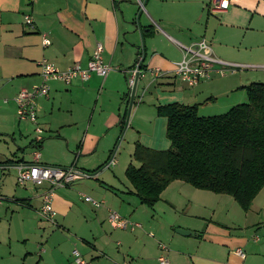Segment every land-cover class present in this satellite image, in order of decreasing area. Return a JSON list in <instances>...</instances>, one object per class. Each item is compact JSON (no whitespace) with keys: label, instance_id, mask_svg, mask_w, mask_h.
Here are the masks:
<instances>
[{"label":"crops","instance_id":"obj_1","mask_svg":"<svg viewBox=\"0 0 264 264\" xmlns=\"http://www.w3.org/2000/svg\"><path fill=\"white\" fill-rule=\"evenodd\" d=\"M140 1L141 4L139 0H36L28 4L25 0H0V133L11 134L13 140L18 131L20 135L31 134L34 125L18 120L14 97L21 88L42 82L41 60L62 70L75 63L86 66L98 43L104 46L103 61L115 69L105 78L92 74L85 82L76 79L66 85L51 81L49 95L38 99V119L44 130L40 159L43 164L75 165L89 172L80 163L84 156L95 155L97 149L108 150L105 164L109 163L111 149L120 139L118 145L122 149L132 143L128 158L122 163L125 175L128 164L138 165L132 158L135 142L155 150L170 147L167 118L158 114V106L174 102L197 104L201 115L219 114L215 112H226L247 100L244 86L264 82V0H230L229 7L217 13L208 10L209 0H146L145 5ZM140 5L146 13L141 10L138 25ZM25 14L32 16L33 29L24 23ZM150 29L152 33L145 34ZM44 36L50 44L44 45ZM201 38L211 44L221 61L259 67L239 68V72L227 70L223 74L215 71L211 79L189 87L174 77L176 64L183 56L178 44L187 45ZM143 54L145 77L149 79L144 80L142 88H148V94L143 95L144 99L142 96L143 102L132 106L131 123L128 120L126 124L125 118L122 124V117H127L130 92L127 70ZM221 66L217 64L216 69ZM154 68L165 74L154 79L150 72ZM21 126L26 133H22ZM85 127L74 141L72 134ZM18 148L17 152L11 151V156L0 154V168L3 166L6 171L12 166L16 170L17 163L32 161L25 157V148ZM115 171L113 178L104 176L101 180L95 172L90 178L100 184L95 181L93 187L82 188L83 191L81 186L58 188L53 198L56 225L11 222L5 230L0 227V264H72L75 243L83 245V255L80 254L90 264H159L162 254L169 264H264V240L257 234L264 230V187L251 208L244 211L246 217L253 215V223L234 221L228 225V218H233L227 206L231 203L229 196L197 189L181 180L171 182L154 206L145 205L153 212L144 225L140 223L142 227L118 229L121 233L117 234V244L121 248L110 259L102 258L99 255L106 249L97 240L107 236L102 227L108 221L109 210L130 220L139 219V198ZM43 190L37 187L22 195L6 193L1 188L0 195L38 210ZM80 193L103 200L104 206L93 207ZM79 197L91 210L78 201ZM8 210L9 206L0 209V219ZM11 211L12 219L15 209ZM94 212L95 216L87 218L88 213ZM71 216L83 217L89 223L87 234L91 239L86 238L85 226L77 228ZM178 229L193 234H180ZM41 242L45 243L43 249L38 244ZM160 243L168 250H161ZM238 247L244 252L243 258L234 252Z\"/></svg>","mask_w":264,"mask_h":264},{"label":"trees","instance_id":"obj_2","mask_svg":"<svg viewBox=\"0 0 264 264\" xmlns=\"http://www.w3.org/2000/svg\"><path fill=\"white\" fill-rule=\"evenodd\" d=\"M243 88L247 100L216 115L199 114L197 104L158 106L167 118L170 147L155 150L135 142L132 158L138 165L131 162L125 170L142 204L154 206L171 182L181 180L230 195L243 211L251 208L264 187V82Z\"/></svg>","mask_w":264,"mask_h":264},{"label":"built area","instance_id":"obj_3","mask_svg":"<svg viewBox=\"0 0 264 264\" xmlns=\"http://www.w3.org/2000/svg\"><path fill=\"white\" fill-rule=\"evenodd\" d=\"M36 0H25V2L32 3ZM140 4L141 1L139 0ZM230 5V0H209L208 10L212 13H217L226 10ZM24 23L30 28H34L35 22L30 14L24 15ZM44 45L50 44V40L47 36L43 38ZM183 52L182 59L176 64L174 69V77L181 83L195 87L203 81L211 79L212 74L215 71L224 73L227 70L236 71L238 68H257L259 66H239L231 63H226L218 59L214 53L211 44L205 39L201 38L190 42L187 45L178 44ZM104 46L98 43L88 60L86 66H81L79 63H75L65 70L59 69L53 63L46 59L40 61V75L42 82L35 84L31 87H23L15 95L14 101L16 103V114L19 121L30 122L34 125L35 135L33 137L32 144L35 147L33 152V158L30 163H17L15 165L17 171V184L25 186L27 183H33L35 185L45 184V188L41 194V205L38 210L43 220L56 225V211L53 207V198L55 190L58 188L66 187L67 185L86 178L94 176L91 172L85 171L76 167L75 165L60 167L43 164L41 159V145L43 143V128L39 124L38 119V99L41 97H47L50 92L51 81H59L66 85L71 84L74 80L79 79L82 82L88 81L92 74H97L102 78H105L110 71L115 69L110 63L103 61L102 53ZM142 57L138 56L136 64L127 70L129 90L132 91L135 85L136 79L138 81L145 77L146 70L141 67ZM221 64L220 69H216V65ZM264 68V66H261ZM151 75L155 78L165 74L162 70L154 68L150 70ZM132 87V88H131ZM145 93V89L137 98H134V104H139L142 101V96ZM116 161L112 158L109 164H115ZM108 164V165H109ZM82 198L90 203L93 207L99 208L103 206V200H97L89 195L80 193ZM4 197L0 195V204ZM108 222L112 228L122 230H134L135 228L142 227L140 223L132 222L129 218L121 215L116 210H109ZM150 235H153L150 233ZM159 247L163 251H167L168 248L165 244L160 243ZM234 252L244 257L243 250L238 247ZM72 256L76 264H90L80 254L77 249L72 251ZM159 264H169V260L166 255L162 254L158 257Z\"/></svg>","mask_w":264,"mask_h":264},{"label":"rangeland","instance_id":"obj_4","mask_svg":"<svg viewBox=\"0 0 264 264\" xmlns=\"http://www.w3.org/2000/svg\"><path fill=\"white\" fill-rule=\"evenodd\" d=\"M141 10H142V6H141L140 11ZM142 11H143V13H146V10H142ZM240 69H243V68H240ZM236 72H239V70H237ZM230 73L231 72L226 73V74H230ZM148 79H149V76H147V77L143 78L142 80H140L139 81L140 83L138 82L139 84H137V86H136V92H135V97L134 98H136L137 95H140L142 93V91H143L142 86L144 85V83H145L146 80L148 82ZM128 92H129V86H128ZM146 94H148V88L145 91L144 96ZM97 95H98V93H97ZM130 96H131V92L128 93V98ZM144 96H143V99H144ZM95 98H96V95H95ZM133 105L135 107V104L134 103H133ZM132 110H133V108L131 109V112H132ZM219 111L222 112L223 110H219ZM221 112H215V113H219L220 114ZM199 114H202V112H199ZM214 115H216V114H214ZM130 123H131V118L129 117V124ZM34 128L35 127H32L33 130L31 129V134H29V135H20V132L19 131L16 132L15 133V140L12 139L11 134L0 133V154L4 153L5 155L11 156V151L17 152L19 150L18 147H21V148H25V150H24L25 157L27 159H30L31 160L33 158V152L36 150L35 147L32 144V141H33L32 139H33V137L35 135ZM21 129H22V133L23 132L26 133V131L23 130V126H21ZM85 130H86V127L84 129H82L81 132L75 131L72 134L74 141H76L82 135V133L85 132ZM101 136L102 135L98 136L97 140H99ZM6 139H7V141H6ZM119 141H120V139L117 140L116 143H115V145L112 147L111 152H110V153H112V156L108 160L110 162V160L112 158H114L115 161H116L115 164H109L108 162H106V164L107 163L109 164V165L107 164V166H106L105 161L107 160L106 157H107V154L109 153V151L108 150H103L102 151L100 149H97L96 154L93 155V156H90L89 154H87L86 156H84L86 158H84L83 161H80V163H84L86 169H88L89 172H91L92 174H94L95 172H98V174L96 176L100 180L101 179H104L103 178L104 176H106V177L111 176L113 178L115 176L113 172L116 169L115 172H116L117 176L118 175L121 176V178L124 180L125 184L131 187L132 184L129 182V180L127 179V177H125V175L122 172V163H123V160L124 159L128 158V154L130 153V151L132 149V147H131V144L132 143L131 142H129V144L127 143L125 145V148L122 149L118 145ZM40 152L42 154L43 149H40ZM95 169H96V171H94ZM103 169L106 170V171H104L106 173H101L100 172ZM0 180H1L0 191H1V188H2V191L3 192H6V193L13 192V193H24L22 195H28V194H30V190H35V188H37V187L40 190V189H44L45 186H46L45 184H43V185H35L33 183H30V182L27 183L25 186L18 185L17 184V174H16V170L13 169L12 166L8 167V169L6 171L4 170L3 166H1V168H0ZM95 181L99 182L98 180H96L94 178H86V179H83L81 181L78 180L77 182H73V183H71L69 185H70L71 188L81 186V188H79V189L83 191L82 188H85V187H93L94 184H95ZM99 184H100V182H99ZM118 185H120V184H118ZM119 187H122V186H119ZM132 188H133V186H132ZM55 191H58V189H56ZM75 194H76L77 197L79 196L78 192H75ZM225 195L226 196H229L227 198H229L228 200L231 203L227 204V206H229V212H231L232 213V216H233V218H228L229 219V222L227 220L226 223H229L228 225H233L234 224V221H240L242 224L243 223H246V224L247 223L248 224L249 223H253V220H252L253 219V215L252 216L251 215H248V217H246L247 215H245L244 211L240 208V206L236 203V201L232 198V196L227 195V194H225ZM81 200L82 199H80V197H79L78 201L81 204H83L84 201L83 200L81 201ZM33 203L35 204V201ZM84 204H86V203H84ZM138 204H140V207L137 210V216H139V219L138 220H135V221L134 220H130V219L129 220L132 221V222H137V223H142L143 224V223L146 222L147 219L150 218V214L153 212V209H151V208H149V207H147L145 205H142L139 200H138ZM231 204H233V206H234L233 209H231ZM8 206H9V210H8L7 215L5 216V218L2 217L0 219L1 220L0 227L3 228L4 230L8 227V224L11 223V222H12V225H14L16 223H19L20 224V222H24L25 224H29V222H30L34 226H36L38 224L39 225H42V224L48 223L47 221H41V219L39 217L40 214L38 212L39 209L37 210V208L36 209H34V208L32 209L31 208L30 209V208L24 207L25 205H22L20 203H16L15 201H12L11 198L6 199V197H5V199H3L2 200V203L0 204V209L6 208ZM15 206H19V207H15ZM103 206H104V204H103ZM84 207L89 208V210H91V208L87 204ZM11 209H15V214L13 215V218H12L13 220L11 219L12 214H13V212L11 211ZM91 216L92 217L95 216V212L94 213H88L87 218H90ZM23 218H25L26 220L25 221L22 220ZM70 218L77 225V228H80V227L83 228L85 226L84 233L86 235V238L91 239V238L88 237V234H87L89 232V228H90L89 223L87 225L86 224V221L83 219V217H81V218H75L74 216H71ZM110 226L111 225H110V223L108 221H106V222L103 223L102 230L107 232L106 233L107 236L106 237H103L102 239H98L97 240V244L99 246L105 247V249H106V250H103V253L101 255H99V256H102V258L105 257L106 259H110V257H112L111 256L112 253H117V251H116L117 248H121L117 244L118 241H120L119 238L117 237V234L118 233H121V231L118 230V229L114 230ZM235 228H237V226ZM250 229H255V228L254 227H250ZM111 232L113 233L112 235H111ZM257 234L259 235L260 239H263L264 240V230H263L262 233L259 231ZM42 242H45V239H42ZM42 242L41 243H38V244L40 245L39 247H41L43 249L44 246H45V243H42ZM80 245H82V244L75 243L72 246L75 249H77L82 254V252L80 250L82 248H81ZM86 246L89 247V245H86ZM37 251L39 252V248H38ZM71 258H72L71 263L72 264H76L74 262V259H73L72 256H71ZM85 260H87V259L85 258Z\"/></svg>","mask_w":264,"mask_h":264},{"label":"water","instance_id":"obj_5","mask_svg":"<svg viewBox=\"0 0 264 264\" xmlns=\"http://www.w3.org/2000/svg\"><path fill=\"white\" fill-rule=\"evenodd\" d=\"M145 3H146V0H143V5H145ZM141 13H142V11H139L137 13L136 19H137V24L138 25L140 24V16H141ZM144 59H145V54H143V56H142V61ZM137 83H138V78L136 79L135 85L133 86L132 91H131V96L129 98V102H128V113H127V117H126V124H127L128 120H129L130 112H131V109H132V106H133V103H134V97H135ZM126 126H125V129H126ZM177 231H178V233L184 234V235L193 234V232H190V231H187V230H183V229H178Z\"/></svg>","mask_w":264,"mask_h":264}]
</instances>
